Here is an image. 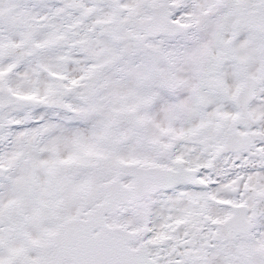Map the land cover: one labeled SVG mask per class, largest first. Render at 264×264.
Here are the masks:
<instances>
[{"label":"snow or ice","instance_id":"obj_1","mask_svg":"<svg viewBox=\"0 0 264 264\" xmlns=\"http://www.w3.org/2000/svg\"><path fill=\"white\" fill-rule=\"evenodd\" d=\"M0 264H264V0H0Z\"/></svg>","mask_w":264,"mask_h":264}]
</instances>
